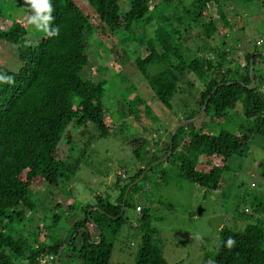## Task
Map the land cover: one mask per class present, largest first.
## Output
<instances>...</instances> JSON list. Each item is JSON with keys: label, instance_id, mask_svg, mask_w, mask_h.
Returning <instances> with one entry per match:
<instances>
[{"label": "trees", "instance_id": "1", "mask_svg": "<svg viewBox=\"0 0 264 264\" xmlns=\"http://www.w3.org/2000/svg\"><path fill=\"white\" fill-rule=\"evenodd\" d=\"M122 1L129 7L124 14L119 6ZM158 1L165 5L173 0ZM220 1L229 0H192L190 6H183L182 13L170 21L168 16L156 15L162 7L157 11L155 7L151 8L152 0H86L89 7L86 9H82L76 0H52L55 8L52 26H59V36H48L38 30L29 33L30 26L21 18L13 20L8 29H0V42L15 48L17 62L16 69L9 70L0 59V75L13 78L11 83L0 81V264H39L38 261L45 256L53 257L52 263L56 264L55 258L63 246L66 247L60 254L59 264L72 263L70 258L64 257L70 251L75 253L80 264H110L113 241L124 223V210L131 206L129 196L138 192V184H132L143 173L142 180L146 181L149 174L157 170L162 184L168 186L167 175L173 172L176 174L174 179L180 178L198 186L205 195L215 193L222 186L223 173L229 170L228 160L233 156H245L251 136L264 138V71L258 67V63L264 65V49L262 53L255 50L245 54L243 64L237 65L228 48L220 49L209 44L217 26L212 18L205 21V17L209 5L219 8ZM240 1L250 3L253 0ZM15 3L24 16L29 14L23 0H15ZM141 21L144 27L153 21L156 24L153 35L145 42L148 54L131 59L120 48V56L124 62H132L135 70L147 80L154 97L166 109L172 110V99L176 100L181 93L194 91L196 107L183 113L185 121L196 117L203 105L205 115L222 118L240 102L245 120L252 121L253 125L235 135L226 132L209 135L189 124L174 136L172 154L165 166L162 164L159 169L154 166L147 171L152 163L168 154L170 129L158 153L151 154L133 176L124 180L123 185L120 186L121 179L117 177L115 200L109 195H96L93 204L82 208V218L73 223L67 241L51 238V242L45 240L40 249H36L32 243L37 240L23 230L22 223L27 212L36 207L33 185L43 182L46 189H52L67 183L91 143L109 133L107 110L102 103L105 83L81 77L89 60L88 36L94 35L97 29H108L114 35L117 31L123 36L127 33L123 39L132 35L139 50L143 41L138 36L135 38L132 29ZM193 27L200 29L203 39L202 47L196 50L185 38ZM27 36L34 42L26 43ZM250 60L253 62L252 90L247 89ZM193 79L202 85L201 90L196 92L198 88ZM142 104L146 115L151 117L150 108L140 97L124 105L118 101L116 111L124 119L131 115L138 118V107ZM71 124L80 130V134L90 135L84 139L80 159L75 160L76 166L65 164L57 156L63 137L70 138L67 132ZM127 144L126 148L137 162H142L153 152L151 147L159 146L143 137H133ZM73 206L72 201L67 204L70 209ZM140 210L141 217L134 226L140 234L135 264H170L152 237L149 208ZM251 210L250 218L264 214V202H255ZM58 219L59 216L55 215L49 227H54ZM93 233L97 235L96 241L91 240ZM229 237L235 241L232 247L227 243ZM210 264H264L263 223L257 219L241 231L220 228Z\"/></svg>", "mask_w": 264, "mask_h": 264}, {"label": "rangeland", "instance_id": "2", "mask_svg": "<svg viewBox=\"0 0 264 264\" xmlns=\"http://www.w3.org/2000/svg\"><path fill=\"white\" fill-rule=\"evenodd\" d=\"M76 1L82 9L88 7L86 0ZM191 2L192 0H173L164 5L158 0H152L151 8L155 7L157 11L158 7H162L156 15L160 13L168 16L172 21L182 13V7L190 6ZM119 6L121 14L129 8L125 1L120 2ZM0 11L3 14V17H0V29H8L16 18L26 21L23 11L16 7L15 0H0ZM208 17L212 18L217 26V32L214 33L209 44L220 49L228 48L234 63L243 64V56L255 50L262 53L264 0H253L250 3L240 0L220 1L219 8L210 4L205 21ZM155 25L154 21L147 27H144L143 21L133 25V35L143 41L139 50V45L132 35L123 39L127 37V33L123 36L117 31L114 35L108 29L105 30L106 32L97 29L94 35L88 36L89 60L83 68L81 77L95 83H105L102 103L107 110L106 124L109 133L107 137L91 143L77 171L67 183L52 189H46L47 185L43 182L33 185L32 191L35 194L33 201L36 207L33 211L27 212L22 223L25 228L23 230L30 232L31 237L34 236L37 240L36 243H32L36 249H40L45 240L51 242V238L67 241L73 223L82 218V208L86 204H93L96 195H109L115 200L118 195L117 177L121 179L120 186L123 185L126 182L124 180L133 176L149 160L151 154L158 153L165 142L166 132L179 124V120L185 121L183 113L196 107L195 92L186 91L187 93H181L176 100L172 99V110L166 109L154 97L147 80L135 70L132 62L122 60L120 48L131 59L139 54L142 57L148 54L145 42L153 35ZM29 26V33L35 32L36 29ZM192 30L185 35V38L188 39V45L196 50L202 47L203 39L198 27H193ZM27 40L28 44L34 42L30 36H27ZM14 49L0 42V59L9 70L17 67ZM258 67L264 71V65L258 63ZM193 81L198 88L196 92L201 90L202 85L195 79ZM136 97L143 99L150 108L151 117L144 112L143 104L138 107V118L134 115L129 116V119H124L123 115L119 116L116 111L118 101L124 105ZM191 124L197 131L209 135H217L221 132L235 135L245 132L253 125L252 121L245 120L240 102L236 103L233 110L225 112L222 118L215 117L214 114L205 115ZM80 133V130L71 124L67 132L70 138L64 136L63 141L58 145L57 156L65 164L76 166L75 160L80 159L79 154L84 139L90 136ZM133 137H143L159 146L151 147L150 151L154 148L153 152L145 156L142 162H137L126 148L127 145L129 146L128 140ZM262 162L264 163V138L253 135L249 139L245 156H233L228 160L229 170L223 173L222 186L215 193L205 195L198 186L180 178L174 179L176 174L173 172L167 175L170 180L168 186L162 184L157 170L151 172L146 181H143L142 177L137 183L138 192L129 196L128 201L131 206L124 210V223L113 241L109 263L135 264L140 234L134 226L141 217L136 211V207H140L149 208L152 237L168 263L210 264L220 228L241 231L248 223L257 219L264 226V214L248 217L255 202H264ZM164 163L155 168L159 169ZM70 201L74 202L72 209L67 207ZM90 211L91 209L88 210ZM55 215L60 219L51 228L49 226ZM19 227L22 228L20 225ZM91 240H97L96 233L91 235ZM64 257L70 258L72 263L69 261V264H80L76 260L75 253L71 251L66 252Z\"/></svg>", "mask_w": 264, "mask_h": 264}, {"label": "clouds", "instance_id": "3", "mask_svg": "<svg viewBox=\"0 0 264 264\" xmlns=\"http://www.w3.org/2000/svg\"><path fill=\"white\" fill-rule=\"evenodd\" d=\"M28 15L25 17L27 23L33 26L38 31H43L48 36H59V26L53 27L55 17L53 15L55 8L52 0H23ZM0 81L11 83L13 78L0 75ZM228 246L232 247L235 241L229 237Z\"/></svg>", "mask_w": 264, "mask_h": 264}, {"label": "water", "instance_id": "4", "mask_svg": "<svg viewBox=\"0 0 264 264\" xmlns=\"http://www.w3.org/2000/svg\"><path fill=\"white\" fill-rule=\"evenodd\" d=\"M249 77H250V84H249V86H247V89H248V90H252L253 87H254L253 62H252V60H250V62H249ZM204 115H205V105H203V107H202L200 113H199L196 117H194V118L191 119V120H186V121H183V122H181V123L175 125V126L173 127V129L171 130L170 137L168 138V145H169V151H168V154H167L166 156H164L163 158L159 159L158 161L152 163V164L147 168V171L150 170V169H152L154 166H157V165H159V164L165 162V161L171 156V154H172V145H173V144H172V140H173L174 136L176 135V133H177V131H178L179 129L188 126L189 124L195 122L196 120H198L199 118H201V117L204 116ZM143 176H144V173H143V174H142L137 180H135L134 183H133L132 185L138 183L139 180H140ZM132 185H131V186H132ZM131 186L128 187L127 192H128V190H129V188H130ZM125 196H126V194H125ZM96 231H97V234H98V237H99V236H100V231H99L98 229H97ZM98 243H99V241H98ZM65 247H66V246H63V247L58 251V254H57L56 258H55V262H56V264H59V257H60V254H61L62 250H63Z\"/></svg>", "mask_w": 264, "mask_h": 264}, {"label": "built area", "instance_id": "5", "mask_svg": "<svg viewBox=\"0 0 264 264\" xmlns=\"http://www.w3.org/2000/svg\"><path fill=\"white\" fill-rule=\"evenodd\" d=\"M136 211L139 213L141 210H140V207H136ZM54 258L51 257V256H45L44 258L40 259L38 262L39 264H46L47 262L49 264H51L53 262Z\"/></svg>", "mask_w": 264, "mask_h": 264}]
</instances>
